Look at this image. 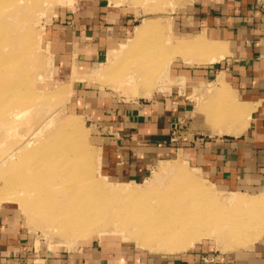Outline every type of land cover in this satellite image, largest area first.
Instances as JSON below:
<instances>
[{
	"label": "crops",
	"instance_id": "crops-1",
	"mask_svg": "<svg viewBox=\"0 0 264 264\" xmlns=\"http://www.w3.org/2000/svg\"><path fill=\"white\" fill-rule=\"evenodd\" d=\"M258 3L180 5L170 17L174 38L199 48L178 52L164 72L147 70L142 96L131 100L118 98L127 94L111 77L115 54L140 26L134 10L96 0L49 21L52 67L69 83L68 109L97 130L104 178L141 182L158 163L181 160L227 193L264 195V13ZM261 235L251 248L224 254L208 242L151 254L106 238L69 250L36 244L14 214L0 211V264H264Z\"/></svg>",
	"mask_w": 264,
	"mask_h": 264
},
{
	"label": "rangeland",
	"instance_id": "rangeland-1",
	"mask_svg": "<svg viewBox=\"0 0 264 264\" xmlns=\"http://www.w3.org/2000/svg\"><path fill=\"white\" fill-rule=\"evenodd\" d=\"M2 1L6 4L2 5ZM9 1L12 3L11 6ZM16 1L22 2L17 3ZM95 1L96 0H37L35 3H31L29 0H8L7 3L6 0H1L0 2V17L2 18H0V36L2 37L0 40H3L0 41V46H2V50L0 51L2 52L0 53L2 57L0 58H8L4 61L0 59V68L4 64V67L1 68L2 70L0 69V73L4 74V77H0V81L2 82L0 83L1 86H4V84H14V88L12 87V94H10L11 92H7L8 95H6L7 93L5 94L3 92L5 95H3V93L0 95V211H9L11 214H14L25 229L28 230L33 242L48 248L72 250L74 248L90 245L89 243H98L103 238H106L130 243L133 246L135 245L138 250L141 249L146 253L168 254L165 252L152 251L147 244H144V247L142 246L144 241L137 237L138 233L136 234L135 231V228L143 226L142 219L140 220V218H137L141 215L136 216L137 214L135 213H124V211L128 209L129 204L132 205L136 203H145L149 205L151 211L148 212L146 217L152 215L158 216L160 213H169V218L174 219L177 214L181 213L185 208L187 209V207L194 210L197 214L206 213L207 216L211 214L209 217L212 222L216 224L212 231L218 235L219 231L225 226L226 221H236L242 215L251 214L253 212L246 210V208L242 209L236 207L235 201L240 199L254 201L258 199H246V197L240 194H230L213 186L205 177L181 160L160 162L149 170L147 176L142 179L144 181L123 184V187L120 186L129 191H145L146 196L143 199L149 198L145 201L143 199H138L132 202L131 199L128 200L126 198H114L115 200L113 201V198L102 196L101 199L100 197L102 205L94 207L99 208L100 212H104L101 215L102 217H100L103 219L102 223L104 227L112 228L114 225V227L118 226L119 228L122 225L129 226V223H132L131 227L133 231L132 228L130 231L129 227H126L125 229L123 228V231L120 233L111 232L110 234L104 233L105 235H102L98 231H95L85 236H82V234L78 232L71 235L67 230L58 229L56 227L57 223H54V220H49V218L53 216L46 217L43 212L33 207L34 203L30 204V202H33V200L31 201L32 197L35 199L33 192L31 196V191L33 190L30 189L33 187L29 186L28 191V188L25 190L24 186H27L25 182H27V179H31L34 172H36V165L40 163L39 165L42 167L53 166L55 169L58 166L57 159L55 160L50 157L42 160L39 159L40 152L48 148L54 149L53 151L56 153H60L59 149L63 146H67L66 148L73 147V151L70 153H73L75 156L76 154L77 156H81L83 158L82 164L89 167L90 173L87 177L89 176L90 180H92L89 181V183H91L89 186L92 190L96 184L106 187L117 185V183L104 178L100 173L98 166L100 154L98 145L96 144L97 130L92 126L93 123L72 113L68 109L69 83L64 80V73L58 72L52 67V59L45 33L49 21L51 19L53 20L54 16L56 17L59 14L75 11L76 9H80L81 4L84 3L88 5V3L91 4ZM100 1L103 2V4H109L110 7L127 6L131 10H134L136 12V25H140L136 30H141L145 24L151 25V29L147 30L148 32L146 31V33H144L145 31H143L141 35L139 34L138 39L140 36L141 37L140 40L137 39V41L135 40V30L134 38L114 56L115 64L113 66V75L111 79L112 82L115 81L116 84L118 82L119 91H121L122 94L126 93L127 97H118L120 94L117 91L112 92L113 95H116L120 100L137 98V96L141 95L138 94L140 83L148 77V74L144 73L145 75L141 76L138 72L151 70L150 68H152L153 74H155L156 71L158 72V70L161 71V64L169 57L166 50L170 49L173 52V49L179 44L176 38H174L172 26L173 18L170 17L176 14L180 5L187 2V0ZM15 8L17 9L15 10ZM10 11L14 12H12V15H16L8 20V15H4L8 12L10 15ZM5 24L8 25L6 26ZM16 27L17 30L15 29ZM3 33H7V36ZM1 34L4 35V37ZM181 51L182 52L179 50L180 53H183V50ZM174 53H172V55ZM172 55L170 56L172 57ZM171 57L167 65H170L175 61L174 59H176L175 56L173 58ZM7 63H9L8 68H6L8 66ZM131 77H133V80L135 79L132 84L128 82ZM2 78L5 79L1 80ZM13 78L14 80L12 82ZM149 78L150 77H148V79ZM24 110L27 112L24 116L20 117V119L15 120L11 117L14 112L22 114ZM73 123L75 125H73ZM71 125H73L72 129ZM56 139L59 141L56 142ZM54 145L55 147H52ZM21 147H24L23 150H19ZM176 165H181L190 175L200 180V186L202 189L211 192V194H213L211 195L212 198L203 196V198L198 201L197 206L193 208L190 196L193 195L195 190L187 187L181 180L176 179L174 174L172 177V174L163 172V168H169V166L174 167ZM160 168L161 172L159 171ZM44 169L47 171L49 168ZM156 173L160 174L158 182L146 187V184L153 179ZM54 176H48L46 179L51 177L49 180H54L56 177ZM48 182L46 184L50 186L51 182ZM28 185H30V183ZM24 191L27 192V195L24 194L26 193ZM148 192L150 193L148 194ZM28 195L31 196V198L28 197ZM103 199L104 201L107 199V201L103 202ZM50 201L52 200H49V203ZM28 203L31 206H29ZM114 204H116V208H113L115 206ZM259 214L263 219L264 210L263 212H259ZM100 228L101 227H98L96 230ZM263 235L264 233L261 237ZM125 236H129V238ZM136 238L140 239L139 243ZM200 242H208L217 253L223 254L247 249L243 246L232 249L228 245V248H226V245L222 246L223 244H220V241L213 240V238L202 239ZM181 252L183 251L170 254Z\"/></svg>",
	"mask_w": 264,
	"mask_h": 264
},
{
	"label": "bare ground",
	"instance_id": "bare-ground-1",
	"mask_svg": "<svg viewBox=\"0 0 264 264\" xmlns=\"http://www.w3.org/2000/svg\"><path fill=\"white\" fill-rule=\"evenodd\" d=\"M11 1H14V0H11ZM29 1L31 3H35L37 0H29ZM0 2H1V0H0ZM6 2L8 3V0H6ZM16 2L19 3L20 1H16ZM9 3L11 6L12 3L10 1H9ZM3 4H6V3H4V1H2V5ZM26 4H27V2H26ZM24 6H25V4H24ZM0 7H1V5H0ZM16 9L17 8H15V10ZM10 10H12V9H10ZM12 12L10 15L8 14L9 13L8 12L4 16L8 15V20H10L9 18H13V17H15L14 15H16V14L12 15ZM10 23H12V22H10ZM17 24H19V23H17ZM3 28H4V26H3ZM15 29L17 30V27ZM149 29H151V25L149 26V24H145L141 30H136V39L135 40L137 41L139 34L141 35V33H143V31H145L144 33H146V31ZM3 34H5V33H3ZM33 34H34V32H33ZM2 36L4 37V35H2ZM5 36H7V33L5 34ZM140 37L138 40H140ZM0 38H2V37L0 36ZM0 41H3V40H0ZM177 46L173 49L174 50L173 52L170 49L166 50L168 53L167 55H169V57L166 60H164V62L161 64V66H160L161 71L164 72L167 69V67H168L167 64H168V62H170L169 58L171 57L170 55H172V53L175 52L171 58H173L174 56L177 57L176 54L179 52V50L181 51L183 49H186L187 47L199 48V46H197L195 44L194 45L193 44L188 45L185 43L178 44ZM0 48H1L0 49V51H1L2 46H0ZM3 50H4V48H3ZM27 51H28V49H27ZM0 53H2V52H0ZM1 55H0V57H2ZM0 59L2 61H4L5 59H8V58H5V59L0 58ZM7 64H8V66L6 68L9 67V63H7ZM10 66H11V64H10ZM2 67H4V64L2 65ZM12 69H13V67H12ZM7 70H9V69H7ZM1 72H3V71H1ZM6 72H8V71H6ZM11 74H12V72H11ZM0 75H1L0 77H4L3 76L4 74L0 73ZM16 75H15V77H16ZM143 75H145V74H143ZM3 79H5V78H2L1 80H3ZM13 80H14V78L12 79V82H13ZM133 81H135V79L133 80V77H131L128 80V82H131V84ZM1 83H0V95L3 92L5 94L7 92L8 93L11 92L10 94H12V90H13L12 87L14 84L13 83L7 84V85L4 84V86H1ZM4 93H3V95H5ZM8 93L6 95H8ZM3 95H2V97H3ZM30 108H31V106H30ZM16 112H18V111H16ZM26 112H25V110H24V113L22 111V114L14 112V114L12 113L13 115L11 114L12 115L11 117L14 118L15 120L20 119V117L24 116ZM73 125H75V124L73 123ZM73 125H71V129H72ZM6 130H8V129H6ZM66 138H68V137H66ZM65 140H67V139H65ZM57 141H59V140L56 139V142ZM63 144H64V142H63ZM72 145H74V144H72ZM52 147H55V145ZM66 147L63 146L61 149H59L60 153H58V152L56 153L53 151L54 149L52 150L50 148L44 149L42 152H40V154H39L40 158L39 159L42 160V159H45L47 157L54 158L55 160L57 159L58 166L56 169L53 168V166H47V167L43 166L42 167L41 165H39L40 164L39 163L38 165H36V172H34V175L31 178L34 180H31V179L28 180L27 179V182H25L26 180L24 181L25 183H27V186H24L25 190L29 186L33 187V188L30 187V188H32L30 190H33V191H31V196H32V192H33V196L35 199H33V197H32L31 201L33 200V202H30V204L34 203L33 207L36 210L43 212L46 217L53 216V217H50L49 220H51V219L54 220V223H57L56 227L58 229L67 230L69 233H71V235L78 232V233L82 234V236H85L86 234H91V233H94L95 231H98L102 235L104 233L110 234L111 232L112 233H117V232L120 233L121 231H123V228L125 229L126 227H129V229L131 231V228H132L131 224L132 223H129L130 224L129 226L122 225L119 228H118V226L114 227V225L112 228L104 227V225L102 223L103 219L100 218V217H102L101 215L104 212H100L99 208L94 207V206L102 205L100 202V197L102 199V196H105L106 198H113L112 199L113 201L117 198H126L128 200L131 199L132 202H134L135 200L143 199L146 196V192L145 191L137 192V191L126 190V189L120 187V186L123 187L124 186L123 184L122 185L121 184L120 185L119 184L111 185L110 187H106L103 185L96 184L94 189L92 190V188L89 186V184H91V183H89V181H92V180H90L89 176L87 177V175L90 173L89 167L87 165L82 164L83 158L81 156H77V154L75 156V155H73V153H70L71 151H73V147L72 148H66ZM23 148L24 147H21L19 150H23ZM11 164L13 165L12 162H11ZM44 168H47V169L49 168V169L46 171V169H44ZM160 170H161V168L159 169V171ZM163 172H165L167 174H172V177L175 175L174 177H176V179L181 180V182L183 184H186L187 187H190V188L195 190L193 195L190 196L191 201H192L191 205L193 206V208L195 206H197L198 201L201 200V198H203V196L207 197V198H212L211 195H213V194H211V192H208V191L202 189V187L200 186V180H197L194 176L190 175L185 170V168L182 167L181 165H176L174 167L169 166V168H163ZM48 176H52V177L54 176L55 179L49 180V178H51V177L46 179V177H48ZM159 176H160V174L156 173L154 175L153 179L150 182H148V184H146V187L151 186V184L154 185L155 183H157L158 179L160 178ZM46 181L51 182V185L47 186ZM24 182H22V183H24ZM29 183H30V185H28ZM27 190L29 191V188ZM22 192H23V190H22ZM22 192H20V193H22ZM24 192H26V191H24ZM149 193L150 192H148V194ZM24 194L27 195V192ZM31 196L28 195V197H30V198H31ZM258 198H260V199L254 200V201H245L244 199H240V200L235 201L234 203H235L236 207H239L242 209L246 208V210L253 211V212L251 214L248 213L247 215H242L236 221H231V222L226 221V223L224 222L225 226L223 227L222 230L219 231L218 235L212 231L216 224H214L212 222V220L210 219L209 215L211 216V214H208V216L206 213L205 214L204 213H200V214L198 213L197 214V213H195L194 210H191L188 207H187V209L185 208L181 213L177 214L174 217V219L169 218V216H170L169 213H160V215H158V216L152 215L150 217H148V216L146 217V215H148V212L151 211V209H150L149 205H147L145 203H142V204L136 203L137 205L136 204H132V205L129 204L128 209L126 211H124V213H126V214L127 213H135V214H137L136 216L141 215L137 218H140V220L142 219L143 226L140 228H135V231H136V234L138 233L137 237H139L141 240L144 241L142 246L144 247V244H147L149 246V249L152 251L165 252L168 254L180 252V251H186V250L194 247L202 239H207V238H213V240L215 239L216 241H220L219 243L223 244L222 246L228 245L232 249L242 247V246L245 248H251L252 245L258 239V237L261 235L262 231L264 230V220H263L264 218L262 219L261 215L259 214V212H263V210H264V195L259 196ZM126 199H125V201H126ZM146 199H149V198H146ZM146 199H143V200L145 201ZM23 200H24V198H23ZM49 200H52V201H50V203H49ZM106 201H107V199H106ZM106 201H104V199H103V202H106ZM119 202H118V204H119ZM28 205H29V203H28ZM107 205H109V204H107ZM114 205H113L114 206L113 208H116V204H114ZM29 206H31V205H29ZM107 207H105V208H107ZM108 208H110V207H108ZM55 213H57V214H55ZM219 221H217V222H219ZM98 227H101V228L99 230H96ZM132 231H133V228H132ZM99 236H101V235H99ZM126 238H129V236ZM136 239L139 243L140 239H138V238H136ZM228 246L226 248H228Z\"/></svg>",
	"mask_w": 264,
	"mask_h": 264
},
{
	"label": "built area",
	"instance_id": "built-area-1",
	"mask_svg": "<svg viewBox=\"0 0 264 264\" xmlns=\"http://www.w3.org/2000/svg\"><path fill=\"white\" fill-rule=\"evenodd\" d=\"M258 9L260 12L264 13V0H259Z\"/></svg>",
	"mask_w": 264,
	"mask_h": 264
}]
</instances>
